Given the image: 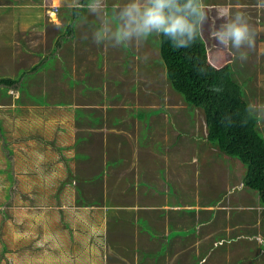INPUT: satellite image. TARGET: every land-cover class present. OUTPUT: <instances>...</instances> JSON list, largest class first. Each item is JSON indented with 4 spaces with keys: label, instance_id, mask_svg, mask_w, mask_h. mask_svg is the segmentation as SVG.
<instances>
[{
    "label": "rangeland",
    "instance_id": "obj_1",
    "mask_svg": "<svg viewBox=\"0 0 264 264\" xmlns=\"http://www.w3.org/2000/svg\"><path fill=\"white\" fill-rule=\"evenodd\" d=\"M126 2L106 0L109 13L113 6ZM26 3L34 7L38 2ZM204 3L208 19L201 31L209 61L222 66L231 60L237 68L238 59L211 38L223 22L218 13L241 12L256 27L264 22V7L257 6L264 0ZM61 4L54 16L57 23L51 24L57 27L61 22L60 30L68 37H61L62 53L66 52V59L64 54L61 57L63 73L54 68L52 74L39 76L32 84L17 78L20 89L0 86V264L94 260L99 242L93 236L120 227L124 219L144 218L142 212L147 211L134 213L132 206L144 203L141 197L146 192L129 185L142 184L127 182L125 169L113 170L108 178V170L103 169L108 152L123 151L124 140L139 147L141 156L151 146L160 161L157 165H162L156 177L164 196L158 197L157 206L147 209L158 215L153 224L158 226L162 219V226L156 227V233L148 218L139 219V226L154 239L153 247L174 251L179 243L200 239L196 248L192 246L173 264H196L201 258L207 264L232 260L234 264H264V207L255 191L242 187L245 166L206 140L203 110L187 105L171 87L159 54L160 37L153 35L152 41L140 45H97L91 31L100 21L87 12L86 5L75 17L73 8L81 6L80 0ZM19 10L23 15L14 24L25 30L15 36L20 49L16 56L32 59L33 52L50 49L56 31L47 29L46 40L34 41L32 37L39 36L29 31L42 26L43 10ZM244 51L247 62L257 60L252 49ZM53 59L49 56L44 64L52 67ZM260 67L256 85L261 88H254V82L251 88L244 87L239 80L244 77L242 64L235 75L249 103L264 104V65ZM31 74L37 75L36 71ZM59 75L60 79L54 78ZM255 113L264 137V110ZM127 170L136 175L135 169ZM142 181L146 190H155V183ZM112 237L108 231V238Z\"/></svg>",
    "mask_w": 264,
    "mask_h": 264
},
{
    "label": "crops",
    "instance_id": "obj_2",
    "mask_svg": "<svg viewBox=\"0 0 264 264\" xmlns=\"http://www.w3.org/2000/svg\"><path fill=\"white\" fill-rule=\"evenodd\" d=\"M36 1L38 2L37 5L32 7V5L26 3V0H16V1L0 0V77H7V76L17 77L20 80H24L27 82L29 81V83L32 84L37 81V78L39 76H46L49 73L52 74L54 68L56 71L57 70L61 71V66H62L61 57L63 54L65 55V59H66V52L62 53L61 37H63V39L68 38L66 36L67 34L65 32H61L60 30L61 22H59L60 23L59 26L56 27L54 25L57 23L56 18H54V16L49 17L47 13L45 14L46 12L45 5H47L46 0H36ZM84 5L85 4L81 6L83 7ZM38 7H41V9L43 10V16L45 19L43 23L44 25L42 24L40 28L34 26L29 32L30 33L32 32L33 34L39 36V37H32L34 41H37V40H43L45 38L47 29H50V31L51 28L54 29L56 32H54L53 38H51L50 40V49L49 50L44 49L43 51L33 52V55H35V57L32 59L31 58L25 59L23 56L19 59V56L18 58L16 56V50H18L20 53V49L17 48V46H19V43H16L17 41H19V38H16L15 36L19 35V32L23 33L25 27H17L14 24V22L17 20V18H20L23 15V14H18L19 11H21L19 9H33ZM13 10H17V11H13ZM15 12H16V16H15ZM52 21L54 22V24H51ZM23 23L25 24V22ZM259 24L260 25L253 27L258 33V35L255 38L256 48L252 49V52L256 55L257 60H254L252 62H247V61L241 62L236 59L237 68H235V66L232 64L234 70V76L236 74H239V65L242 64V74L244 76L251 75L252 78L251 82L252 83L254 82L253 85L254 88H261L259 85H256V82L259 81V74L261 71L260 66L264 65V58L262 60L258 59L264 57V22ZM29 26L30 25H28V27ZM66 32H68V30H66ZM201 33L202 31H200V35ZM71 34L72 33H70L69 36H71L72 38ZM158 36L161 38V35ZM158 36L156 35V38H158ZM25 37L26 36H24L23 38ZM153 38L154 37H149L148 40L150 39L152 41ZM44 40H46V38ZM212 52L214 53L215 51ZM23 55H29V52H24ZM49 56L54 57V59L51 61L54 64L52 67L49 66V63L44 64ZM36 59L38 61H36ZM66 66L67 65L65 62V67ZM104 66H105V62H104ZM32 71H36L37 75L35 77H32L31 74ZM62 73L63 72L61 71V74ZM61 77L62 76L59 75L58 77L55 76L54 78L60 79ZM15 86H18L17 88H19L18 82H15ZM248 87L251 88V86ZM103 128H104V124L101 125V129ZM123 143H124L123 151H119L116 153L108 152L109 153L107 156L108 163L103 168L108 170L105 173V176L108 178V175L113 170L125 169L126 172L125 180L127 179V182L142 184V185H133L132 183L129 184L131 187L136 188V190L138 189L146 192L144 197H141L142 202L143 201L145 202L140 205L132 206L135 207V210L133 211L134 213L139 212V210L152 213L150 217H147V215L145 214H149V213L142 212V214L145 216L144 218H148L151 221L152 227L156 229V233H157V228L159 226H162L161 224L162 219L159 220L158 226H155L153 224V220H157L158 215L153 216L154 214L153 210L149 211L147 209L154 208L155 206H157L155 204L157 203V201H160L158 200V197L164 196V194L163 195L161 194L162 191L159 190L160 182L159 179L156 177L158 168H162V165L161 166L157 165L160 161L157 158L156 151L152 149L151 146L150 147L146 146L145 152L143 156H141L139 147L136 148L133 145L131 146V143L128 140H124ZM156 149H162V148L156 147ZM127 169L130 170L135 169L136 175H132L131 172ZM142 180L155 183L156 184V186L154 187L155 190L152 189L146 190V186L143 184L144 181ZM112 184L117 185L115 181L112 182ZM144 218H137L134 216L131 219H124L123 221L120 220L122 221V224L119 225L120 227H118L117 225L116 226L117 228L103 230L102 235L100 234L101 236L100 235L93 236V238L95 237L99 242L98 247H96L97 250L96 251L93 250L95 253L94 260H73L74 264H173V260H176L177 257L182 255L186 251L189 252L192 246L193 248H196V246L194 245H197L199 242H201L200 239L192 243L187 242L184 245L178 242L179 246H175L174 251L170 250L166 252L165 250H163L162 247L158 245H156L157 247L155 246L153 247L152 241L154 239L150 238L149 234L146 231H144V229L141 226H139V219H144ZM108 231L113 234L112 238H108ZM115 243H117L118 246H120L119 251L117 250V246H116V250L114 249L113 246H115ZM147 247H152V248L148 249ZM260 251L261 249L259 250V252ZM107 252L108 254L106 255ZM108 256L109 259L107 260ZM101 257H103L104 260H101ZM115 258H118L119 260H114ZM201 259L197 260L196 264H207V260L204 259L201 260ZM71 261L72 260H69L68 262L71 263ZM181 261L185 262V259L181 258ZM233 262L236 261L232 260L229 264H234ZM179 264H184V263L180 262Z\"/></svg>",
    "mask_w": 264,
    "mask_h": 264
},
{
    "label": "trees",
    "instance_id": "obj_3",
    "mask_svg": "<svg viewBox=\"0 0 264 264\" xmlns=\"http://www.w3.org/2000/svg\"><path fill=\"white\" fill-rule=\"evenodd\" d=\"M87 2L80 0L81 5ZM79 7V10L73 8L75 17L83 10ZM66 30H70L69 25ZM159 54L171 87L187 105L203 110L207 141L245 166L240 181L242 187L255 191L264 207V137L258 129L259 116L246 112L249 104L246 89L234 78L232 64L218 66L209 61L208 48L206 52L200 32L189 48H174L169 39L161 35ZM16 80L0 77V86L8 88ZM239 80L251 86V75ZM242 187L237 185L239 190Z\"/></svg>",
    "mask_w": 264,
    "mask_h": 264
},
{
    "label": "clouds",
    "instance_id": "obj_4",
    "mask_svg": "<svg viewBox=\"0 0 264 264\" xmlns=\"http://www.w3.org/2000/svg\"><path fill=\"white\" fill-rule=\"evenodd\" d=\"M257 6L264 7V3ZM86 8L100 21L98 27L92 28L93 42L112 47L140 45L153 35H163L174 48H189L208 19L204 0H127L113 6L111 14L106 0H88ZM218 18L223 22L211 32V38L218 47L228 50L233 59L246 61L248 54L244 49L255 47L258 33L241 12L220 11ZM83 38L87 39V34ZM205 46L207 52L206 43ZM10 87H16L15 83ZM257 109L264 110V104L249 103L246 112L251 114Z\"/></svg>",
    "mask_w": 264,
    "mask_h": 264
},
{
    "label": "built area",
    "instance_id": "obj_5",
    "mask_svg": "<svg viewBox=\"0 0 264 264\" xmlns=\"http://www.w3.org/2000/svg\"><path fill=\"white\" fill-rule=\"evenodd\" d=\"M46 2L47 5H45V9L49 17L55 16L60 12V7L63 0H46Z\"/></svg>",
    "mask_w": 264,
    "mask_h": 264
}]
</instances>
